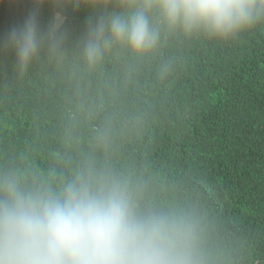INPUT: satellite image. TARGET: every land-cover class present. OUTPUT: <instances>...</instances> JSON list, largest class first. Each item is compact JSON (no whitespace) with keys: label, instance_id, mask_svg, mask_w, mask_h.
<instances>
[{"label":"trees","instance_id":"1","mask_svg":"<svg viewBox=\"0 0 264 264\" xmlns=\"http://www.w3.org/2000/svg\"><path fill=\"white\" fill-rule=\"evenodd\" d=\"M33 7V0H0V37ZM55 11L41 6L42 26ZM94 14L66 9L74 39ZM14 60L0 53V165L58 179L109 117L120 130L110 155L117 167L144 177L162 198L199 199L235 264H264V27L226 45L170 41L156 58L111 59L91 74L71 53L24 75ZM168 60L174 73L161 81L157 68Z\"/></svg>","mask_w":264,"mask_h":264},{"label":"clouds","instance_id":"2","mask_svg":"<svg viewBox=\"0 0 264 264\" xmlns=\"http://www.w3.org/2000/svg\"><path fill=\"white\" fill-rule=\"evenodd\" d=\"M23 22L0 37L16 70L72 62L84 74L111 59L126 65L156 58L170 41L219 45L264 27V0H33ZM55 9L47 26L42 5ZM94 15L73 38L66 9ZM171 60L157 68L161 81ZM120 134L104 117L89 150L69 157L53 179L38 169L0 165V264H235L218 221L199 199L160 197L142 176L110 155Z\"/></svg>","mask_w":264,"mask_h":264}]
</instances>
